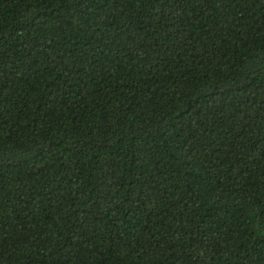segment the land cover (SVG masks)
I'll return each instance as SVG.
<instances>
[{
    "label": "trees",
    "instance_id": "trees-1",
    "mask_svg": "<svg viewBox=\"0 0 264 264\" xmlns=\"http://www.w3.org/2000/svg\"><path fill=\"white\" fill-rule=\"evenodd\" d=\"M0 264H264V0H0Z\"/></svg>",
    "mask_w": 264,
    "mask_h": 264
}]
</instances>
